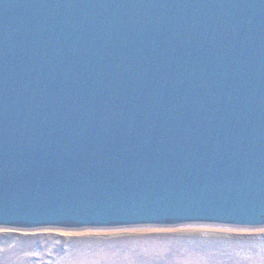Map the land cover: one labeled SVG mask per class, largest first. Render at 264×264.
Masks as SVG:
<instances>
[{
	"label": "water",
	"instance_id": "1",
	"mask_svg": "<svg viewBox=\"0 0 264 264\" xmlns=\"http://www.w3.org/2000/svg\"><path fill=\"white\" fill-rule=\"evenodd\" d=\"M264 229V0H0V230Z\"/></svg>",
	"mask_w": 264,
	"mask_h": 264
},
{
	"label": "trees",
	"instance_id": "2",
	"mask_svg": "<svg viewBox=\"0 0 264 264\" xmlns=\"http://www.w3.org/2000/svg\"><path fill=\"white\" fill-rule=\"evenodd\" d=\"M161 238H158L159 236ZM145 237L157 243L170 242V247L183 261V254L193 259L211 255L224 264H243L242 256H250L264 249V239L252 235L196 233L158 234ZM104 237L65 236L54 233L0 232V264H71L75 254L91 253L96 247H111ZM132 238H119L118 242L131 245ZM99 241V243H91ZM164 245V244H163ZM96 246V247H95ZM116 246V245H114ZM174 256V255H172ZM182 256V257H181ZM187 256V255H186ZM175 261L174 264H177ZM201 261H197L200 264ZM219 262V264H223ZM166 263V262H165Z\"/></svg>",
	"mask_w": 264,
	"mask_h": 264
},
{
	"label": "rangeland",
	"instance_id": "3",
	"mask_svg": "<svg viewBox=\"0 0 264 264\" xmlns=\"http://www.w3.org/2000/svg\"><path fill=\"white\" fill-rule=\"evenodd\" d=\"M0 232H19L11 230H0ZM20 233H54L65 236H82V237H104V241L110 242L111 247H96L91 253L80 252L75 254L71 264H174L179 257L170 247V242L157 243L156 241L145 237H154L158 234H175V233H196L202 235L209 234H230V235H252L256 238L264 239V229L258 230H236L206 226H180L173 228H127L115 230H85L78 232L62 231H41V232H20ZM159 236V235H158ZM119 238H132L131 245L118 242ZM158 238H161L160 236ZM99 243V241L91 242ZM174 255V256H172ZM187 255V256H186ZM177 256V259L176 257ZM182 264H219L222 259H215L211 255H202L199 259H193L187 253L183 254ZM182 257V256H181ZM238 261L243 264H264V249L259 253H253L250 256L244 255ZM166 262V263H165ZM178 264V262L176 261ZM181 264V262H179ZM224 264V262H223Z\"/></svg>",
	"mask_w": 264,
	"mask_h": 264
},
{
	"label": "bare ground",
	"instance_id": "4",
	"mask_svg": "<svg viewBox=\"0 0 264 264\" xmlns=\"http://www.w3.org/2000/svg\"><path fill=\"white\" fill-rule=\"evenodd\" d=\"M197 226H206V227L222 228V227H220V226H211V225H197ZM225 229H230V228H225Z\"/></svg>",
	"mask_w": 264,
	"mask_h": 264
}]
</instances>
